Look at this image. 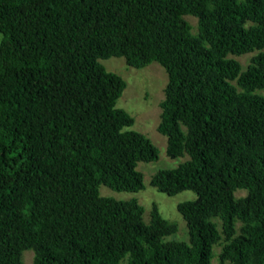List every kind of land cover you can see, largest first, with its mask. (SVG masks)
Returning <instances> with one entry per match:
<instances>
[{
	"label": "trees",
	"instance_id": "16d2710c",
	"mask_svg": "<svg viewBox=\"0 0 264 264\" xmlns=\"http://www.w3.org/2000/svg\"><path fill=\"white\" fill-rule=\"evenodd\" d=\"M0 36V264H212L217 244L218 264H264V0H0ZM111 57L167 74L157 130L188 159L150 185L195 195L188 242L156 205L145 222L99 192L141 191L158 159Z\"/></svg>",
	"mask_w": 264,
	"mask_h": 264
},
{
	"label": "rangeland",
	"instance_id": "374dc122",
	"mask_svg": "<svg viewBox=\"0 0 264 264\" xmlns=\"http://www.w3.org/2000/svg\"><path fill=\"white\" fill-rule=\"evenodd\" d=\"M184 18L191 25L192 32L196 33L197 19L191 16H185ZM255 54L256 52L240 56L229 55V58L238 61L242 70H245ZM100 62L107 72L120 76L125 82V90L117 101L116 107L125 110L133 117L134 124L130 130L142 133L153 143L158 151V159L154 162H140L137 164V170L143 175L144 188L141 191L136 193L115 192L101 186L99 192L102 196L111 197L115 200L136 199L144 209L143 219L145 222L149 221L152 206L156 205L164 219L174 222L178 226L177 232L166 237V240L188 242L186 223L178 213L177 205L183 201L194 199L195 195L184 191L169 197L158 192L150 185V180L156 172L164 169H174L188 159L186 156L176 159L169 158L166 155V138L157 130L161 114L160 103L164 99L167 74L157 63L135 69L128 66L123 58L111 57ZM233 84L235 85L234 82ZM245 194L246 192L243 190L235 192L236 197H242ZM220 250V244L213 247L214 258L212 264H218L217 255ZM33 257L32 251H25L22 260L24 264H32Z\"/></svg>",
	"mask_w": 264,
	"mask_h": 264
}]
</instances>
